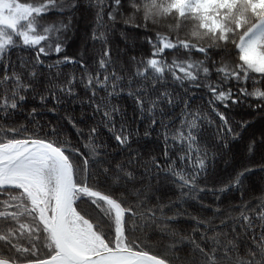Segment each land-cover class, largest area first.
I'll use <instances>...</instances> for the list:
<instances>
[{"label":"snow or ice","instance_id":"obj_1","mask_svg":"<svg viewBox=\"0 0 264 264\" xmlns=\"http://www.w3.org/2000/svg\"><path fill=\"white\" fill-rule=\"evenodd\" d=\"M0 264H264V0H0Z\"/></svg>","mask_w":264,"mask_h":264},{"label":"trees","instance_id":"obj_2","mask_svg":"<svg viewBox=\"0 0 264 264\" xmlns=\"http://www.w3.org/2000/svg\"><path fill=\"white\" fill-rule=\"evenodd\" d=\"M86 2H87V0H85V3ZM77 19L79 20V14H77ZM86 23H87V21H81L79 23L78 26L80 27L81 31H83V28H84V26H85ZM69 43L71 45L70 48H69V54H71L75 50V48H76L77 45L72 40H70ZM120 46L121 47H124V44L121 43ZM197 103H200V101H197ZM51 118L52 117H49V119H51ZM237 119H239V116H237ZM260 127H261V121H260L259 117L253 118V129L252 130H258ZM223 167H224L223 162L222 161L219 162V164L217 166V172H220V170ZM254 179H256V180L259 179V173L256 174V176L254 177ZM206 202H210V198L208 200H206ZM189 210L195 212L196 211V208H195V206H192ZM209 215H211V214L209 213ZM184 227H187V225H185ZM149 235H150V233H149Z\"/></svg>","mask_w":264,"mask_h":264}]
</instances>
